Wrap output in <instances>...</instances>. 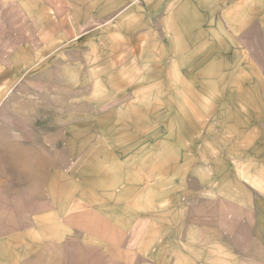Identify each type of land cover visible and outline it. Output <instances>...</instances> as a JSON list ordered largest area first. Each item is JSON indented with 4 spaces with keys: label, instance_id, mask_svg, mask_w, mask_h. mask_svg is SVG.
<instances>
[{
    "label": "rangeland",
    "instance_id": "rangeland-1",
    "mask_svg": "<svg viewBox=\"0 0 264 264\" xmlns=\"http://www.w3.org/2000/svg\"><path fill=\"white\" fill-rule=\"evenodd\" d=\"M0 264H264V0H0Z\"/></svg>",
    "mask_w": 264,
    "mask_h": 264
}]
</instances>
